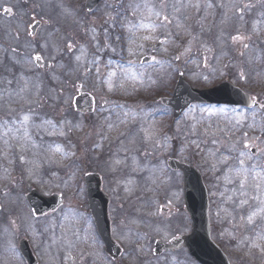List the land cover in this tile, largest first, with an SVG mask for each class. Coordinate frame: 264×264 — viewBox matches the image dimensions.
I'll use <instances>...</instances> for the list:
<instances>
[{"label":"rangeland","instance_id":"374dc122","mask_svg":"<svg viewBox=\"0 0 264 264\" xmlns=\"http://www.w3.org/2000/svg\"><path fill=\"white\" fill-rule=\"evenodd\" d=\"M84 1L64 0L62 3H57V10L60 13L65 12V16L71 19L70 23L78 27L84 16L85 20L92 24V17L82 9ZM115 1L109 4L113 11ZM145 2L152 7L151 12L143 7ZM209 3L212 7L207 6ZM103 4L101 3L98 8L100 12L107 10L108 4L102 6ZM137 4L141 7H135ZM174 6L179 10H174ZM126 8L129 11L128 25L145 26L130 28V34L127 36L129 48L124 58L111 59L108 56L107 69L99 58L92 83H88L91 73L83 68L81 70L82 78L85 74L87 80L85 79L80 90L90 93L96 99V111L91 116L83 117L74 112L72 103L76 96L75 92L79 90L77 84H73L72 88L67 87L65 91L64 88L63 91L60 90L62 98H67L70 103L57 99L60 98L57 92L60 86L58 76H53L57 71L54 66L49 65L42 73L33 75L34 81L27 84L28 92L29 90L31 92V89H35L38 93L44 90V101H48L45 103L31 97L29 100L24 96L28 92L21 95L23 98L16 94L20 89V80L23 79L20 76H10L19 73L27 75L20 66L23 62L22 57L17 58L16 66L0 64V129L5 130L2 126L5 122L2 115L3 107L12 108L16 105V103L10 104V101L8 104L1 101L3 86L6 85L12 88L16 97H20L18 100L27 101L22 104L26 109L21 107L14 111L17 113L15 116L8 115L14 118L10 125L15 122L19 124L17 118L27 114L31 117L28 123L35 128L36 133L46 138L45 143L42 137L41 142L27 138L26 145L30 147L31 153L26 158L18 155L17 161H28L35 172L29 174L33 176L29 179L24 177L25 182L15 180L17 184L22 183L23 189L27 187L19 192H26L37 185L33 183L34 181L49 182L43 177L45 174L51 175L58 183V173H51V170L61 162L59 172L62 173V181L65 185L69 183L72 192L76 193L75 196L70 195L68 185L57 189L56 186L47 183L41 187L44 194L53 192L60 194L62 190L65 191L67 201L64 200L59 212L60 222L58 217H48L46 222L35 220L26 213V204L22 205L18 195L11 200L14 211L21 219L22 229L31 236L32 248L37 260L41 264H108L103 246L95 234L91 217L88 215L84 183L86 174L98 173L104 181L103 191L111 199L110 217L114 239L124 250L121 259L116 262L109 260V264H197L185 251L176 252L174 255L166 254L160 259L152 254L155 240L168 242L177 235L190 233L189 217L183 210V201L180 200L182 194L180 178L165 169L167 160L174 158L196 166L201 172L206 173L204 180L207 181L210 198L212 238L215 243L223 245L231 264H264V211H260L264 205L259 200L253 199L258 194L253 179L256 174H248L245 187L247 196H242L239 177L235 172L228 171L229 167L239 166L235 159L236 151L233 149L243 150V146L248 144L258 147L259 154L246 159L245 167L255 166L261 176H264V167H261L264 161V107L261 111L240 110L244 122L239 125L234 118L238 113L232 111L238 108H226L228 111L224 112L221 109L225 107L200 106H195L179 121L172 123L171 110L163 107L159 100L162 98L161 95L172 96L175 85L173 84L172 87L168 81V78L172 77V64L160 65L150 72L145 70L139 72L137 68L140 59L144 55H149L150 51L160 58L154 67L166 56L171 57L170 47L174 46L173 54L182 60L187 59L189 54L194 55L192 52L199 51L197 55L191 57V66L187 65L186 61H179L178 64V72L185 73L186 80L194 88L209 89L226 81L258 98L264 105V68L251 67L264 64V0H243V3L242 0H127ZM239 9L242 11V16L250 17L259 10L256 11L258 16L246 21L243 17H239ZM96 12L94 11L92 16ZM156 12L167 15L172 21V23H164L168 29L162 30L160 34L157 33L160 31L161 21L156 18ZM102 17L106 22L107 14ZM153 22L157 24L156 28L150 27ZM63 23L59 22V25ZM94 23L98 29L101 27L99 21L94 20ZM49 29L50 38L56 39L55 29L52 27ZM140 29L143 30L142 33ZM236 29H238L237 33H235ZM69 35L67 33L65 37ZM233 37H242L235 40L234 49L241 51L243 68L235 76L231 72L232 78L228 79L220 77L224 71L219 67L214 68V63H210L213 61L211 53L215 52L217 64L220 55L226 57L227 64L233 49ZM54 48L58 46L54 45ZM202 52L206 53L204 57ZM251 53L252 57H249ZM202 58L204 59L201 64ZM260 58V62L255 63L254 60L258 61ZM206 60L208 62L204 71ZM129 61L132 64H129ZM240 62L241 58H236L235 63L240 64ZM244 62L249 64V68L244 66ZM120 64L128 66L126 69L129 75L123 84L120 81L114 83L120 80L122 75L121 70L117 71V68L122 67ZM111 72H115L116 75L110 76ZM49 75L53 82L45 81V76ZM9 81L15 83L17 88L10 85ZM12 96L15 98L14 95ZM55 99L57 100L54 102ZM122 99L128 102H120ZM55 115L66 117L64 129H60L57 121L49 119L56 117ZM36 118L42 120L40 125L32 123ZM46 121L48 123H45ZM58 132L62 134L60 141ZM72 138H76L74 151L67 154L63 148L72 147ZM77 138H80V146ZM197 152L198 155L200 153L199 159L196 158ZM222 157H230L227 164L220 163ZM76 158L80 164L67 167V163L73 162ZM120 161L122 163H119ZM117 163L120 166L118 169ZM135 167L143 173L135 171ZM150 170L152 173L149 172ZM225 170L228 173L223 176L217 174ZM25 174L26 172L14 175L23 177ZM130 176H133V180L129 178ZM144 182L147 184L145 185ZM261 183V191L264 192V181ZM156 184H159L158 189L161 188L159 192L155 190L158 197L152 193ZM159 193L162 198H159ZM177 199L180 200L179 203ZM244 199L248 203L241 205L240 201ZM4 200L0 195L2 204ZM5 203V207L8 204L11 207L10 202ZM161 206L169 208V212L160 213ZM6 212L7 209H4L1 223ZM253 213L256 215L253 216L252 221H249L248 217ZM10 219L13 220L14 217ZM13 223L6 222L0 225V264H24L16 244L18 228ZM22 237L19 236L18 241Z\"/></svg>","mask_w":264,"mask_h":264},{"label":"flooded vegetation","instance_id":"af4514ba","mask_svg":"<svg viewBox=\"0 0 264 264\" xmlns=\"http://www.w3.org/2000/svg\"><path fill=\"white\" fill-rule=\"evenodd\" d=\"M63 1L50 0L48 3L47 0H0V64L6 66L12 64L16 66L17 58L22 57L23 62L20 63V66L27 75L19 73L10 77H24L28 80V85L34 81L33 75L42 73L49 65L54 66L57 71L53 76H58L60 86L57 91L60 94V98L57 99L70 103L67 98H62L61 91H63L62 88H64V91L67 87L72 88L73 84H77L78 91L82 88V54L88 55L93 60L97 51L98 41L101 42V46L107 47L110 50L118 51L122 49L124 41L119 36L120 32H115L113 29H121L125 25V22H127L128 16L124 13V17L121 18V24L119 20L115 23L112 20L110 27L104 24L100 32L96 34L92 31V24L86 20L83 24H80V27L76 24H71V19L65 16V12L60 13L57 10V3H62ZM112 1H102L104 3L102 6L108 4L106 12L113 11L109 6ZM101 12L104 13V11ZM88 15L92 17L91 20H95V15ZM59 22H64L63 25H58L61 34L52 40L49 35V27L59 24ZM34 23H40V27L36 33L30 30ZM67 33L70 34L69 37H65ZM69 44L72 45L71 48L68 47ZM54 45H57L58 48H54ZM66 55L68 57H65ZM36 56H40L41 59L36 61ZM77 57H80V59L77 60ZM237 57L234 54L233 61ZM66 58L68 61H66ZM229 62H231V59ZM50 76H45V81L53 82ZM9 84L16 87L15 83ZM21 87H24V80H20L19 88ZM3 89L1 101L8 104L13 98L12 95L16 97V94L13 93L12 88L9 86L4 85ZM43 92V89L40 93L35 89H31L33 95L31 98L35 100L40 99L43 102L45 99ZM24 96L30 98L28 95ZM19 98L13 99L10 101V104L18 101ZM27 138L28 135H25V133L19 135L16 129H0V195L4 197V201L12 200L15 195L24 200L29 194L28 192L20 193L19 190H24L22 183H15L16 179L25 182L23 178L28 173H35L32 166L24 165L25 161H17L20 153L21 158H25L24 151L29 154L30 149L27 145L19 143ZM25 172L26 174L23 177L14 175L24 174ZM36 184L40 191V188L45 185L43 181H39ZM56 186L64 188V183L59 181Z\"/></svg>","mask_w":264,"mask_h":264},{"label":"water","instance_id":"95a60500","mask_svg":"<svg viewBox=\"0 0 264 264\" xmlns=\"http://www.w3.org/2000/svg\"><path fill=\"white\" fill-rule=\"evenodd\" d=\"M100 0H89L87 8L93 10ZM166 107L174 110V117L178 118L194 103L224 104L252 108L256 103H251L249 96L229 84L221 85L214 90L200 92L193 90L186 82L180 81L177 85L174 98L164 100ZM76 110L82 113H92L94 101L89 95H81L75 100ZM254 152V151H253ZM255 153V152H254ZM169 166L174 170H181L186 177V207L193 221L191 236L171 241L172 246L185 245L191 254L201 264H229L226 256L211 241V229L208 219V199L201 179L193 169L180 166L175 161H170ZM90 211L95 220L99 236L106 245V252L117 259L121 255L120 247L113 241L111 224L108 216V199L101 193L100 178L96 175L86 177ZM28 202L35 215H43L47 211L55 210L60 205L59 200H47L31 195ZM166 249L161 242L155 243L154 253L160 255ZM21 253L28 264H36L27 244L22 243Z\"/></svg>","mask_w":264,"mask_h":264},{"label":"snow or ice","instance_id":"6c2138e0","mask_svg":"<svg viewBox=\"0 0 264 264\" xmlns=\"http://www.w3.org/2000/svg\"><path fill=\"white\" fill-rule=\"evenodd\" d=\"M208 7H212L211 3H209L207 5ZM135 7L139 8L141 7L140 4H137L135 5ZM143 7L147 8L150 12L152 11V7L147 3L145 2L143 4ZM174 10L178 11L179 9L178 8H175L174 6ZM155 16L158 20L161 21L160 25L159 26H164V23L167 22V23H170L171 21L169 20V17L167 15H162L160 12H156L155 13ZM145 25L141 24V25H129L130 28H138V27H144ZM150 27L152 28H156L157 27V24L155 22H153ZM234 40L236 39H242V37H233ZM69 48L72 47L71 44L68 45ZM245 47H247V45H245ZM41 59L40 56H36L35 57V60L36 61H39ZM80 57H77V60H79ZM154 59V58H153ZM177 59H179V57H177ZM95 63V61H94ZM109 64H111V61H109ZM129 64H132L131 61H129ZM123 73H124V77L126 78L129 73L127 71V69H123ZM116 73L115 72H111L110 73V76H115ZM21 79H23V77H21ZM8 83H11V81H9ZM27 84H28V81L25 80L24 81V87H21L19 89V91L16 93L17 95H22L23 93H26L28 92V88H27ZM82 86V85H81ZM23 98V97H22ZM256 101L254 99L251 100V103H255ZM30 111V110H29ZM221 111H224V112H227L228 109H221ZM233 112H236L238 113V115L235 118L236 120V124H242L244 122V116L242 113H240V110L238 109H232ZM32 115H35V113H32ZM19 120V124H20V127L24 128L25 130V135H27V123L29 122V120L31 119V117L27 114H24L22 117H18L17 118ZM45 123H48L47 121ZM5 127H7V124L4 125ZM19 129H17L18 131ZM249 148V145L248 144H245L243 146V150H236V149H233V151H236V157L235 159L238 161V167H229L228 171L229 172H235L237 177H239V187L241 189L240 191V195L242 196H247V191L245 190V187H246V184H247V181H248V174L249 173H255L256 175L253 176V179L255 181V184H254V187L257 189V196L256 197H253V199H257L260 201V203L262 205H264V192L261 191L262 189V183L261 181H264V176H261V174L257 171V168L255 166L251 167V168H248V167H245V162H246V159H250L251 158V153L247 151V149ZM229 158L230 157H222L221 160H220V163L222 164H227L228 161H229ZM261 167H264V166H261ZM231 182V181H230ZM248 203V201L246 199L244 200H241L240 201V204L241 205H244ZM260 211H264V207H262L260 209ZM256 213H253L252 216H249L248 219L249 221H252L253 219V216H255ZM259 247V245H257Z\"/></svg>","mask_w":264,"mask_h":264}]
</instances>
